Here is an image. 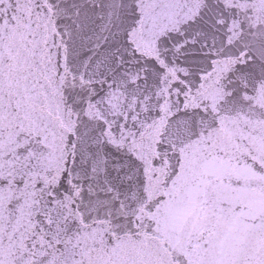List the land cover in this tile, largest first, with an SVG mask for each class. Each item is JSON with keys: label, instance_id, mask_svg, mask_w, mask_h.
<instances>
[{"label": "snow or ice", "instance_id": "obj_1", "mask_svg": "<svg viewBox=\"0 0 264 264\" xmlns=\"http://www.w3.org/2000/svg\"><path fill=\"white\" fill-rule=\"evenodd\" d=\"M0 264H264V0H0Z\"/></svg>", "mask_w": 264, "mask_h": 264}]
</instances>
